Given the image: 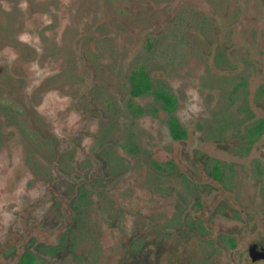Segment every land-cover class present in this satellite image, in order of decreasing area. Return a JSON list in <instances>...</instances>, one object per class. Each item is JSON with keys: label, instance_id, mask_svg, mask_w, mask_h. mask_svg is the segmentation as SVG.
<instances>
[{"label": "flooded vegetation", "instance_id": "flooded-vegetation-1", "mask_svg": "<svg viewBox=\"0 0 264 264\" xmlns=\"http://www.w3.org/2000/svg\"><path fill=\"white\" fill-rule=\"evenodd\" d=\"M0 1L7 7L17 4L21 13L15 28L21 45L8 41L0 45V230L4 229L0 235V264H37L38 256L31 251L38 246L60 262L70 256L68 263L77 264L72 259L76 249L70 247L74 243L84 250V254H76L83 255L81 264H99L93 222L81 223L88 232L74 242L72 231L65 233L67 227L74 226L66 221L68 209L74 197L81 198L82 203L90 191L103 193L107 184L100 171L107 164L104 153L114 162L116 150L121 153L127 140L132 149L137 145L142 135L132 124L140 116L150 119L159 138L153 146L155 155L171 145L154 167L161 179L159 191L166 200L176 187L185 192L173 208L177 214L182 213V221L170 227L163 221L168 216L159 217V211L151 205L149 233L143 239L134 234L125 241L123 235L126 250L118 255L123 258H115L118 264H179L168 260L170 245H184L191 239L189 234L199 249L191 264H264V171L260 172L258 163L252 167L244 141H202L198 125L199 140L188 141V129L176 116L184 102L183 81L175 75L169 77V70L182 60L179 52L192 47L203 51L201 45L205 44L209 47L202 56L208 61L203 65L211 71L200 72L206 85L197 80L196 90L199 88L200 101L212 125L218 92L215 84L207 81L221 71L217 67L218 50L227 45L225 50L250 53L254 48L243 35V44L224 45L225 36L202 25L198 9L210 19L220 18L209 7L214 1L55 0L43 13L40 0L28 2L30 6L24 0ZM71 16L75 23H69ZM0 22L1 26L7 24L6 19V24L2 18ZM52 31H58V36L52 37ZM45 36H51L49 48H69L64 77H60L64 66L45 55ZM218 57L222 60L223 54ZM261 61L258 58V66ZM114 69L125 74L123 84L119 76H111L118 74ZM170 80L180 82L179 88L172 87ZM121 91L128 103H121ZM143 97L150 99L149 105L142 102ZM51 98V112L46 119H39L45 118V104ZM113 109L116 116L105 114ZM122 113L128 114V119L121 137L119 127L113 124ZM263 129L264 122L258 121L253 130L259 135ZM116 139V149L106 151ZM237 168L243 172L238 179ZM249 179L253 182L250 188ZM36 193L38 198L29 195ZM41 205H47V209L38 215ZM119 206L120 202L114 200L112 213ZM204 227L207 231L202 230ZM173 229L178 233L175 238L171 237ZM215 243L219 250L212 253Z\"/></svg>", "mask_w": 264, "mask_h": 264}, {"label": "rangeland", "instance_id": "rangeland-1", "mask_svg": "<svg viewBox=\"0 0 264 264\" xmlns=\"http://www.w3.org/2000/svg\"><path fill=\"white\" fill-rule=\"evenodd\" d=\"M9 1L20 2L21 0ZM31 1L34 0H24L23 3ZM212 1L215 3H210L209 7L220 18L210 19L204 10L198 9L196 11L200 14L202 25H204L206 29H214L217 34H220V37L225 36V40L222 42L224 45L231 42L238 45L243 44L244 41L240 39V36L243 35L249 43L254 44V48L250 53L236 50L231 51V49L225 50L227 45L223 46V49L220 47V50H218L217 67L221 69V71L218 73L216 72V75L214 74L213 80L207 81V83L210 82L211 84H215L218 92L217 98L215 99L216 103L212 125L211 122L209 123V115L206 114L204 102L200 101L202 95L198 90L199 88L196 90L197 80L206 85L205 77L201 75L200 72L204 70L207 71L206 73H209L211 71L210 68H207V65H203L204 62L207 63L208 61L204 60L202 56L209 52V47L205 44V47L201 45L203 51H199L198 48L192 47L179 52L180 54L178 55H180L179 57H181L182 60H180L179 65L175 64L170 68V70L173 69V73L169 70V77L175 75V78L183 81L184 102L183 106L177 111L176 116L184 121L188 129V141L199 140L196 132L197 128L195 129L196 125L199 127L201 126V131H199L201 133L199 134L203 136V139H201L202 141H244L248 160H252V167L256 166V163H258V166L262 168L260 169L262 173V171H264V129L259 135H256L253 129L258 121L264 122V74H259L260 70H264V0ZM54 2L55 0H40L41 13L45 12L44 10ZM13 5L14 6L9 4L8 7L6 4L3 6L0 5V18H2L4 24H8L5 26L0 25V45L5 46L7 41L10 45H21V43L18 44L17 42L18 36L16 37V34L18 35V32L16 33L15 30L16 24L21 18V13L18 9V5ZM185 9H188L187 6ZM5 10L7 12H5ZM192 10L194 9L192 8ZM186 12L191 11L186 10ZM52 15L55 16L53 13ZM76 19L78 18L76 17ZM69 23H75L74 16H71ZM68 25L69 24H67V26ZM67 26L65 32L68 33ZM57 32L58 31H52L51 36H58ZM50 37L45 36V46L43 47V49H45V55H51L56 64L63 67L70 59L69 48L64 46V48L61 49L57 48L56 51L55 49L49 48V45L52 43ZM58 41H60L59 38ZM48 51H50L51 54H49ZM123 51V48L119 51L121 56L124 54ZM220 53L223 54L222 60L218 57ZM258 58L262 60L259 64L260 67L257 65ZM122 66L123 63L121 67ZM64 68L65 66L61 70L60 77L65 76ZM114 70L118 72V74L115 73L111 76H119L120 82L123 84V77H125V74L121 69L120 72L118 69ZM151 71L159 75V73H157L158 70L155 68H151ZM168 82L172 87L179 88L180 82L172 80ZM120 98L122 104L124 101L128 103L127 96L122 91L120 92ZM116 101H118V99H116ZM53 102L54 98L46 101L45 118L39 116V119L47 118V113L51 112ZM142 102L149 105L150 99L148 97H143ZM206 102L207 105H209L210 97ZM113 110L114 111L108 110L105 114H115L116 116L117 111L115 109ZM195 114L203 116L194 117ZM121 117H115L113 125L116 126V129H118L117 126L119 127L122 137L123 134H125L128 114L122 113ZM103 121L106 123V116ZM149 123H151V121L148 117L140 116L137 118V121L132 125H135L136 132L141 134L142 137L139 136V141L136 142L137 145H135V147L133 146V149L132 144H129L127 140V143L122 145V154L117 152V150L115 153L114 150V156L116 157L114 158V162L112 157H106L107 153H104L103 158L107 164H105L104 168L100 171L106 176L107 180L105 182L107 184L103 186V193H95L92 191L88 193L86 192L87 189L83 187L82 190L84 192H82L88 193V199L85 198L81 203L79 202L81 198L76 200V197H74L68 209V218L66 221L68 224L72 221L74 226L73 228L67 227L65 233L69 234L72 231L70 236H72L74 242L83 239L86 236V232H88L87 226L81 223H83V221L93 222L94 230H92V232L95 237L94 248L97 251H95V253L99 254L98 257H100L99 264H118L116 259L123 258V255H118L126 250L124 241L131 238L134 234L143 239V237L149 233L150 228L148 225L150 217L148 213L151 210V205L159 211V217L162 214L168 216V218H164L163 221L168 222L170 227L182 221V213L177 214L173 208L178 199L182 200L185 192H180L176 187L175 192L169 195L168 200H166V195L162 193L163 191H159L161 179L159 177L157 178V170L156 167H154L155 163L162 160L164 153L171 145L168 143L165 150L163 148L162 151H159L155 155L153 146L156 145L155 141H158L159 138L156 137L155 131ZM111 142L109 144L110 147L106 151L110 152L113 151L111 149H116L115 145H117L116 143L119 141L116 139L115 142ZM238 147L240 151L242 149L241 145ZM226 168L228 169L227 166ZM235 172L238 174L237 179L241 177L240 174L243 173L240 168H237ZM246 172L248 173L249 171L246 170ZM239 182L240 181H238V183ZM251 183L253 182L249 179V188ZM93 184H98V182H94ZM248 193L252 194L251 191H248ZM29 195L32 198H38L39 196L37 193ZM114 200L116 202L118 201V203L120 202V206L116 210V213H112L114 211L112 209ZM45 209H47V205H41L38 208L37 214L42 215L45 213ZM4 219L5 218L2 216V220ZM58 220H62V218L59 217ZM3 230V228L0 230V235ZM202 230L207 231L205 227ZM123 235L126 237L123 238L124 241L121 240ZM65 236L66 235H64V237ZM176 236H178V233L173 229L171 237L175 238ZM187 237L191 239L186 240L184 245L180 247L176 243H174L175 246L173 244L170 245L172 249H169L170 253L168 260L174 259L179 264H191L194 253H197L199 249L196 246L194 247L192 243L194 236L189 234ZM75 244L76 243L70 247L76 249V254H84V250L80 249L81 246ZM131 246H133V244ZM134 247H136V245H134L133 248ZM42 249V246H38L37 250L31 251L38 256L37 264H69L68 258L70 256H68L65 261L61 260L60 262L58 258L51 256L49 252H43ZM40 250L43 253H40ZM218 250V245H216V243L215 245L213 244L211 252L215 253ZM67 254L68 253L65 255ZM76 254L72 256V259L76 261L77 264H81L83 255ZM151 259H154V256L151 257ZM144 260L143 258L142 262H144Z\"/></svg>", "mask_w": 264, "mask_h": 264}, {"label": "trees", "instance_id": "trees-1", "mask_svg": "<svg viewBox=\"0 0 264 264\" xmlns=\"http://www.w3.org/2000/svg\"><path fill=\"white\" fill-rule=\"evenodd\" d=\"M183 134V133H182Z\"/></svg>", "mask_w": 264, "mask_h": 264}]
</instances>
